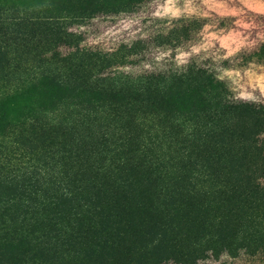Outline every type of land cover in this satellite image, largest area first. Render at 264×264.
<instances>
[{
    "label": "trees",
    "instance_id": "trees-1",
    "mask_svg": "<svg viewBox=\"0 0 264 264\" xmlns=\"http://www.w3.org/2000/svg\"><path fill=\"white\" fill-rule=\"evenodd\" d=\"M55 5L68 16L17 36L0 21V57L20 54L0 80L42 90L21 125L0 121V238L38 241L40 264H264V104L220 76L264 62V43L132 76L124 50L81 47L66 27L91 0Z\"/></svg>",
    "mask_w": 264,
    "mask_h": 264
},
{
    "label": "rangeland",
    "instance_id": "rangeland-1",
    "mask_svg": "<svg viewBox=\"0 0 264 264\" xmlns=\"http://www.w3.org/2000/svg\"><path fill=\"white\" fill-rule=\"evenodd\" d=\"M58 1L0 0V21L17 36L23 26L38 18L68 16L56 7ZM91 1L92 18L83 24L68 22L66 27L80 34L81 47L108 53L124 50L117 59L128 64L119 71L132 76L160 64L168 69L195 57L227 59L264 43V0H148L127 7L125 0ZM14 48L11 45L3 49L6 55L0 57L11 68L20 61ZM130 49L135 51L127 54L125 51ZM228 65L220 70V76L229 81L233 94L243 101L264 104V62ZM17 84L20 87L13 78L0 80V121L12 127L21 125L35 110L37 96L42 92L35 89L27 94L25 91L33 87ZM15 95L20 98L14 99ZM18 245L10 246L0 238V264H40L37 256L45 259L40 255L38 241ZM58 249L66 260H70L66 256L73 258V248Z\"/></svg>",
    "mask_w": 264,
    "mask_h": 264
}]
</instances>
